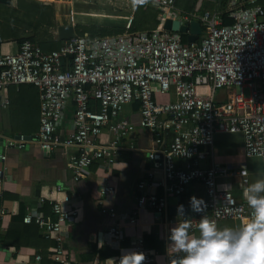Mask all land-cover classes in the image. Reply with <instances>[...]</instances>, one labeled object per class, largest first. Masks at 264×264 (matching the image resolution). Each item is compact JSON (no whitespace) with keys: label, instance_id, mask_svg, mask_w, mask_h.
Returning a JSON list of instances; mask_svg holds the SVG:
<instances>
[{"label":"built area","instance_id":"2783aa9c","mask_svg":"<svg viewBox=\"0 0 264 264\" xmlns=\"http://www.w3.org/2000/svg\"><path fill=\"white\" fill-rule=\"evenodd\" d=\"M202 2L199 0L194 12L188 13L177 9V0H134L135 6L159 13L156 29L131 32L130 17L125 18L122 34L92 38L75 33L74 38L49 52L30 41L17 44L14 53L0 48V106L8 105L1 93L9 86L37 88L35 142L45 156L60 147L74 148L76 153L70 156L67 169L77 182L89 174L95 161L106 168L114 165L118 142L135 128L120 114L125 105L136 103L138 126L154 137L156 149L149 150L147 156L156 160L159 154L157 165L167 196H181L192 182H201L208 216L217 224L224 220L241 222L250 211L245 200L239 202L230 191L218 190L217 179L240 175L246 184V174L215 163L212 148L215 134H241L245 157L264 163V6L259 0H229L221 12L202 10ZM167 19L179 21L181 26L199 23L198 41L183 45L182 35L164 30ZM68 22L75 27L74 12H70ZM201 89L205 94L199 93ZM170 90L174 91V102L157 101L156 91L163 96ZM217 91L224 93L219 97ZM70 102L72 131L61 139L56 130ZM105 128L113 135L107 145L99 141ZM27 141L20 136L8 139L7 144L22 149ZM208 157L211 162L204 169L202 162ZM4 160L5 156H0V161ZM152 175L137 185L140 194L135 207L130 217L123 218L129 224H134L138 212L145 209L166 221L167 199L153 191ZM56 191L61 192V187ZM113 193L108 174L102 178L99 196L107 198ZM70 202L69 194L62 200L40 198L38 209L27 210L22 218L24 224L35 225L54 243L49 254L53 264L72 263L64 240L66 228L75 222L78 211L63 207ZM46 203L53 220L41 210ZM7 213L0 208V219ZM108 214L112 222L107 235L121 241L118 216L111 210ZM189 219L195 231L199 218ZM132 251L145 254L144 264H155L156 254L145 248L142 238L134 242ZM35 259L40 261L39 256ZM167 261L169 264V255Z\"/></svg>","mask_w":264,"mask_h":264},{"label":"crops","instance_id":"0c3cea01","mask_svg":"<svg viewBox=\"0 0 264 264\" xmlns=\"http://www.w3.org/2000/svg\"><path fill=\"white\" fill-rule=\"evenodd\" d=\"M54 40L56 41V36ZM1 96L8 100V105L5 108L0 106V156H5V160L0 161V208L6 209L8 213L0 219V236L7 233L13 217H18L21 213L25 215L27 210L38 209L40 198L62 200L65 194H69L71 202L63 207L78 211L75 222L66 228L64 240V248L71 264H109L108 259H117L124 251L132 250L134 242L139 238L143 239L149 252L156 254L155 264H168L169 229L175 225L178 216H170L167 207L166 221L163 216L148 209L138 212L134 224L123 219L130 217L140 194L137 185L148 179L149 173L153 174L151 183L154 184L153 191L156 195L166 199L173 197L167 196L165 191L163 174L156 163L160 161L159 154L157 153L156 160L148 159L149 150H155L156 145L153 135L138 126V106L132 103L122 109L120 117L131 122L135 128L118 142L119 150L114 165L106 168L101 162L95 161L89 174L74 182L67 163L76 150L60 147L45 156L35 142L39 124L37 88L32 85L9 86L2 91ZM72 119L73 105L70 102L56 130L61 139L72 131ZM16 136H24L28 140L24 148L8 146L7 140ZM112 140V133L105 128L99 141L107 145ZM212 160L232 171L238 170L246 174V184H242L240 175L217 179L218 190L230 191L239 202L244 200V188L259 178L260 174H264V163L261 160L245 157L241 134H215ZM210 162L211 158L208 157L202 162V167H209ZM108 174L114 193L107 198H100L101 181ZM58 186L61 187V192L56 191ZM192 196L206 201L201 182H192L181 195L179 204L184 205L186 218L208 215L206 209L205 213L191 210L189 199ZM41 210L50 220L54 219L47 203ZM109 210L118 216L121 241L107 235L112 222ZM236 224L238 223L232 220H224L218 223V227ZM19 240H13L21 243L18 249L0 242V264H53L49 254L54 243L46 239L39 229L37 233H26ZM36 256L40 257V261H36Z\"/></svg>","mask_w":264,"mask_h":264},{"label":"clouds","instance_id":"9594fccd","mask_svg":"<svg viewBox=\"0 0 264 264\" xmlns=\"http://www.w3.org/2000/svg\"><path fill=\"white\" fill-rule=\"evenodd\" d=\"M249 215L234 226L218 227L217 221L203 214L196 223L185 218L183 204L177 205V222L169 229V264H264V174L243 190ZM193 212L205 213L206 203L190 197ZM143 252L126 250L109 264H144Z\"/></svg>","mask_w":264,"mask_h":264},{"label":"trees","instance_id":"16d2710c","mask_svg":"<svg viewBox=\"0 0 264 264\" xmlns=\"http://www.w3.org/2000/svg\"><path fill=\"white\" fill-rule=\"evenodd\" d=\"M228 1L229 0H216V3L213 4L205 2L202 6V10L217 9L218 11L224 12L227 8ZM196 2L197 0H185L182 5V10L186 12L191 11ZM5 7L7 8V6ZM15 7L16 8H9H12L13 12H15L18 17L10 18L12 19L11 23L13 27L10 29L9 34L0 38V45L5 42L21 44L24 41H30L46 52L59 48L60 43L55 41L51 34H48L50 28L57 26V21L51 6H43L31 0H16ZM137 7L138 9L134 14L130 31L135 32L155 29L159 24L155 10L150 8L144 9L142 5H138ZM224 23H229V21L224 20ZM117 24L106 21L99 25L89 26L78 35L86 33L93 38L122 34L125 31V22ZM181 43L183 45L187 44L186 36H181ZM134 104L136 107L138 106L136 103ZM23 215L24 214L21 213L18 217L12 218L7 233L4 236H0L1 243L8 244L18 249L21 247V243L13 241L14 239L20 241L19 238L25 236L26 233H37L38 229L35 225H25L22 223ZM35 236H37V234Z\"/></svg>","mask_w":264,"mask_h":264},{"label":"rangeland","instance_id":"374dc122","mask_svg":"<svg viewBox=\"0 0 264 264\" xmlns=\"http://www.w3.org/2000/svg\"><path fill=\"white\" fill-rule=\"evenodd\" d=\"M37 2L43 6H51L53 9L57 26L50 28L48 34H51L52 38L55 39L56 29L60 24H69L68 17L70 12L75 14V33L78 35L82 30H86L87 27L92 25H99L103 22L109 21L111 23H122L125 22V18L134 17L135 12H137L138 7L135 6L134 0H31ZM185 0L177 1V9L183 11L182 5ZM199 0H197L198 2ZM216 0H203L202 6L205 2H215ZM196 2V3H197ZM260 5L264 6V0H259ZM0 3V38L5 37L9 34L12 26L13 17H18V15L13 12L12 8H16V0H11L9 7ZM196 5V4H195ZM195 5L192 7L191 11L194 12ZM7 6V8L5 7ZM5 7V8H4ZM154 10V9H152ZM157 13V19L159 20V13ZM185 12V11H183ZM118 25V24H117ZM159 25V24H158ZM158 27V26H157ZM156 27V28H157ZM155 28V29H156ZM16 44L2 43L1 49L3 52L14 53L16 51ZM200 94H205V90H199ZM222 91H217V94H223ZM243 95H248V90H243ZM155 97L158 102L168 103L174 102L176 100L173 90L165 95H159L158 91L155 92Z\"/></svg>","mask_w":264,"mask_h":264},{"label":"water","instance_id":"95a60500","mask_svg":"<svg viewBox=\"0 0 264 264\" xmlns=\"http://www.w3.org/2000/svg\"><path fill=\"white\" fill-rule=\"evenodd\" d=\"M11 0H0L1 4L10 5ZM164 30L170 31L175 34H180L186 36V43L194 44L198 41L199 35L201 34L200 25L197 22H191L188 26H181L179 21L167 19L163 24ZM75 37V28L73 25H59L56 29V41L61 45L65 41ZM63 63V60H61ZM16 136L14 139L19 138ZM156 162V161H155ZM158 162V161H157ZM156 162V163H157ZM181 201V196H173L167 199L168 205V214L170 216H177V205ZM185 218H186V209H185Z\"/></svg>","mask_w":264,"mask_h":264}]
</instances>
